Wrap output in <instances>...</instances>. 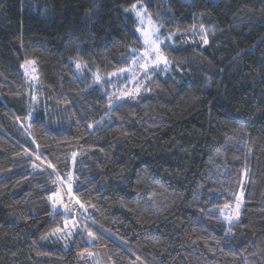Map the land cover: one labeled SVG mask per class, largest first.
Returning a JSON list of instances; mask_svg holds the SVG:
<instances>
[{
  "label": "trees",
  "instance_id": "trees-1",
  "mask_svg": "<svg viewBox=\"0 0 264 264\" xmlns=\"http://www.w3.org/2000/svg\"><path fill=\"white\" fill-rule=\"evenodd\" d=\"M0 264H264V0H0Z\"/></svg>",
  "mask_w": 264,
  "mask_h": 264
},
{
  "label": "rangeland",
  "instance_id": "rangeland-1",
  "mask_svg": "<svg viewBox=\"0 0 264 264\" xmlns=\"http://www.w3.org/2000/svg\"><path fill=\"white\" fill-rule=\"evenodd\" d=\"M128 9V12L132 15L135 21V31L142 41L143 48L137 53L135 58L132 60L128 69L122 71L123 74L128 76V86H133L136 83L137 77L144 74L148 70L162 67L166 61L162 57L160 52V41L158 40L159 27L152 21L148 15L144 5L141 3H135ZM139 13V15H137ZM32 60H26L21 63L20 70L24 74L26 79L27 88L32 92L36 89L38 83V74L35 63ZM79 64H74V69L78 71ZM136 91V88L134 89ZM137 93V92H136ZM130 93L121 91L112 95L110 98V104H114L120 100L127 99ZM57 185V191L51 196L50 204L51 208L55 212H62L77 216L75 211L80 209L79 203L73 198L72 195V183L64 181L60 183L59 180L55 179ZM242 207L241 195L237 196V199L232 206V216H229V221H237V212H240ZM78 217V216H77ZM78 230V226L70 222L69 226L64 230L66 237H70L73 233Z\"/></svg>",
  "mask_w": 264,
  "mask_h": 264
},
{
  "label": "snow or ice",
  "instance_id": "snow-or-ice-1",
  "mask_svg": "<svg viewBox=\"0 0 264 264\" xmlns=\"http://www.w3.org/2000/svg\"><path fill=\"white\" fill-rule=\"evenodd\" d=\"M133 8H135V5H133ZM137 15H139V13H137ZM205 42H207V41H205ZM32 63H34V62H32ZM239 213L237 212V215H238Z\"/></svg>",
  "mask_w": 264,
  "mask_h": 264
}]
</instances>
